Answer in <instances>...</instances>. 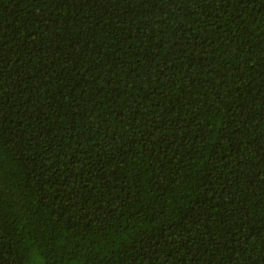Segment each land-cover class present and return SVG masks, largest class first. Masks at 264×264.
I'll use <instances>...</instances> for the list:
<instances>
[{
	"label": "trees",
	"instance_id": "16d2710c",
	"mask_svg": "<svg viewBox=\"0 0 264 264\" xmlns=\"http://www.w3.org/2000/svg\"><path fill=\"white\" fill-rule=\"evenodd\" d=\"M0 264H264V0H0Z\"/></svg>",
	"mask_w": 264,
	"mask_h": 264
}]
</instances>
